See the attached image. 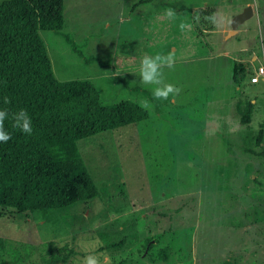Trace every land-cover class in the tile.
I'll use <instances>...</instances> for the list:
<instances>
[{
  "label": "rangeland",
  "instance_id": "obj_1",
  "mask_svg": "<svg viewBox=\"0 0 264 264\" xmlns=\"http://www.w3.org/2000/svg\"><path fill=\"white\" fill-rule=\"evenodd\" d=\"M247 1L252 16L226 34ZM169 7L175 20L164 15ZM62 14L58 29L39 30L54 76L88 80L105 106L146 99L151 107L143 120L77 141L95 197L49 220L37 211L0 218V264L62 254L53 264H83L90 254L100 264H264V162L250 151L264 149V138L254 146L264 82H248L251 54L264 64V0H63ZM213 14L224 22L204 19ZM158 52L175 53L164 75L181 91L167 101L153 99L137 71L142 56ZM239 61L246 73L235 84ZM248 100L243 125L238 108ZM122 237L121 248H103ZM164 245L167 260H151Z\"/></svg>",
  "mask_w": 264,
  "mask_h": 264
},
{
  "label": "trees",
  "instance_id": "obj_2",
  "mask_svg": "<svg viewBox=\"0 0 264 264\" xmlns=\"http://www.w3.org/2000/svg\"><path fill=\"white\" fill-rule=\"evenodd\" d=\"M63 0H3L0 2V109H26L33 133L23 134L5 121L11 139L0 142V218L10 211H37L52 219L53 211H67L97 195V187L81 157L77 141L96 133L143 120L146 112L137 103L122 101L112 106L100 103L96 87L86 79H57L39 34L56 30L63 22ZM246 65L234 62L232 80L245 78ZM251 74V73H250ZM249 74V75H250ZM10 103L5 105L3 98ZM254 103H239V121H251ZM264 121L254 139L260 146ZM262 157L264 149H250ZM162 235L144 240L149 251ZM125 237L105 241L103 248H121ZM168 246L157 249L151 260L168 258ZM151 255V253H149ZM52 255L44 264L66 260ZM120 260L107 264H122Z\"/></svg>",
  "mask_w": 264,
  "mask_h": 264
},
{
  "label": "clouds",
  "instance_id": "obj_3",
  "mask_svg": "<svg viewBox=\"0 0 264 264\" xmlns=\"http://www.w3.org/2000/svg\"><path fill=\"white\" fill-rule=\"evenodd\" d=\"M164 15L169 20H175L177 18V12L174 8H167ZM206 21L213 24L223 23V18H218L215 14L204 17ZM198 23L200 17L197 15L195 17ZM179 28L184 31L189 27L185 22L179 23ZM175 64V53L168 52L156 53L154 55L145 54L141 57L138 68V76L140 83L145 86H150V91L153 99L160 101H167L169 97H175L179 95L181 89L172 83H168L165 80L164 69L173 68ZM3 103L8 105L10 100L8 97L3 98ZM139 106L148 110L151 104L146 99L139 101ZM11 121V127L15 130H19L23 134L31 135L33 133L32 119L29 116L26 109L20 108L16 111H9L7 108L0 109V142L7 143L12 137L5 129V121ZM233 131L237 130L236 127L231 129ZM83 264H100V260L96 255H87L84 258Z\"/></svg>",
  "mask_w": 264,
  "mask_h": 264
},
{
  "label": "crops",
  "instance_id": "obj_4",
  "mask_svg": "<svg viewBox=\"0 0 264 264\" xmlns=\"http://www.w3.org/2000/svg\"><path fill=\"white\" fill-rule=\"evenodd\" d=\"M222 3H223V2H222ZM248 3H249L248 1H247V3H246V2H245V3H241V4H243L242 7L247 6ZM241 4H240V5H241ZM194 9H195V8H194ZM194 9H193V10H194ZM239 12H241V11L238 10V11L236 12V14L239 13ZM229 32H232L233 34H237V33L239 32V29H238L237 27H236L234 30H232V29H227L226 34L229 33ZM244 50H245V48H244ZM250 59H251V62H252V64H253V69H254L256 66L262 65L261 62H260L259 59H258V56H257L255 53L251 54ZM242 62H243V61H242ZM248 82H249V84H251V85H254V84H258V83H260V81L257 82V83H251L249 79H248ZM261 82H264V81H261ZM210 259H214V260H216V257H211V258H208L207 260L204 259L203 262H204L205 264H209L208 261H209ZM214 262H215V261H214ZM211 264H212V263H211Z\"/></svg>",
  "mask_w": 264,
  "mask_h": 264
},
{
  "label": "water",
  "instance_id": "obj_5",
  "mask_svg": "<svg viewBox=\"0 0 264 264\" xmlns=\"http://www.w3.org/2000/svg\"><path fill=\"white\" fill-rule=\"evenodd\" d=\"M252 14H253V8L250 4H248L247 6L244 7V9L241 12L234 15L232 20V30H234L237 27V25L243 22L245 19L252 16Z\"/></svg>",
  "mask_w": 264,
  "mask_h": 264
},
{
  "label": "built area",
  "instance_id": "obj_6",
  "mask_svg": "<svg viewBox=\"0 0 264 264\" xmlns=\"http://www.w3.org/2000/svg\"><path fill=\"white\" fill-rule=\"evenodd\" d=\"M249 80L251 83L264 81V64L256 66L252 70L251 74L249 75Z\"/></svg>",
  "mask_w": 264,
  "mask_h": 264
}]
</instances>
